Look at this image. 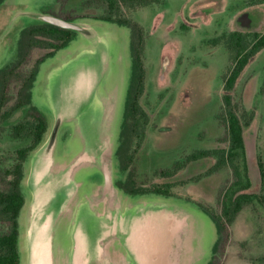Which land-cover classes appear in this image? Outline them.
Returning a JSON list of instances; mask_svg holds the SVG:
<instances>
[{"label":"rangeland","instance_id":"rangeland-1","mask_svg":"<svg viewBox=\"0 0 264 264\" xmlns=\"http://www.w3.org/2000/svg\"><path fill=\"white\" fill-rule=\"evenodd\" d=\"M143 1L147 3L4 0L0 4V69H10L17 61L21 62L8 81L6 102L0 111L10 112L8 118H0V191L7 188L10 180L7 172L17 163L18 150L32 143L26 132L21 131L16 138L13 128L23 123L34 124L36 114L32 108H35L44 115L49 127L47 134L50 133L52 111L38 85L44 83L45 73L63 62L55 63L48 57L61 45L58 35H36L30 42L35 46L27 49L22 32L41 27L45 22L42 17L84 25L105 36L109 46L106 73L98 94L107 116L103 119L101 138L111 148L108 160L112 181L138 192L127 195L115 187L114 199H109L111 209L163 203L177 212L181 210L180 215L189 223V232L176 245L179 249L174 264H264V211L246 205L232 222H226L220 197L233 181L231 169H215L216 156L199 161L188 159L199 151L228 149L222 102L223 78L230 67L226 45L234 32L241 33L249 45L255 42L253 34H264V0ZM106 18L111 20H102ZM125 20L138 24L143 31L145 69L144 91L139 98L144 116L138 118L135 128L128 130L129 161L116 156L132 69V31L118 23ZM76 33H71L72 39L77 38ZM31 75L35 76V82H31L28 92L20 93L22 82ZM26 94L30 96L29 104L13 109L18 98L25 101ZM229 94L245 119H249L243 130L251 183L248 193L260 194L258 163L264 166V48L249 60ZM83 149L71 125L61 128L55 151L60 165L51 171L65 169ZM34 151L28 152L23 162L24 205L17 220L20 264L27 263L25 234L31 197L26 180ZM123 165L126 170L121 169ZM101 174L99 166H79L71 182L73 191L78 182L79 192L98 195ZM164 185L168 186V193H154V188ZM104 198L103 203H107V194ZM75 203L73 200L60 212L68 213V222H62L58 228L57 223L53 226L50 264H69L66 251ZM96 205L93 203L94 212L101 215L104 211ZM213 215L222 221L221 227L216 226ZM7 231V223L0 221V235Z\"/></svg>","mask_w":264,"mask_h":264},{"label":"water","instance_id":"water-1","mask_svg":"<svg viewBox=\"0 0 264 264\" xmlns=\"http://www.w3.org/2000/svg\"><path fill=\"white\" fill-rule=\"evenodd\" d=\"M50 24L74 30L88 37L95 45L93 53H82L53 74L49 83L48 103L54 115V124L46 139L30 157L27 188L30 193V219L25 234L26 264H50L52 232L57 216L73 193L70 174L83 162L101 161L105 149L99 140L101 108L95 99V88L106 52L93 33L51 17H42ZM75 118L85 141L83 153L65 169L56 174L49 171L51 152L60 122ZM176 213L164 205H135L123 211L94 216L85 204L79 207L71 228L67 258L69 264H89L99 253L98 242L116 235L128 257L127 264H171L168 254L179 242L180 221Z\"/></svg>","mask_w":264,"mask_h":264},{"label":"trees","instance_id":"trees-1","mask_svg":"<svg viewBox=\"0 0 264 264\" xmlns=\"http://www.w3.org/2000/svg\"><path fill=\"white\" fill-rule=\"evenodd\" d=\"M4 0H0V4ZM115 2V0H108ZM122 3L140 4L147 2L143 0H120ZM157 1V0H156ZM110 21L111 19H102ZM119 24H124L130 27L132 31L130 53H131V77L129 86L126 92V100L124 105V123L121 130V143L116 150V156L121 157L129 161L127 156L128 152V130L130 127L135 128V123L138 118L144 116L143 111L139 106V98L144 91V78L145 69L143 63V31L141 27L134 23L125 21H119ZM51 34L58 35L61 40V45L57 48H62L71 38V33H75L72 30L64 29L59 26L44 22L39 28H28L22 32L24 44L27 49H31L35 44H30L32 39L39 34ZM252 38L255 40L253 45H249L248 41L239 32L230 34L227 43V51L230 56V67L224 76L223 91L225 92L223 102L224 122L226 125V135L228 141L227 150H213V151H199L189 156V160L199 161L206 157L216 156L215 169L229 167L232 171L233 181L222 192L220 197V203L222 208V216L225 221L230 223L236 216V214L246 205H251L257 210L264 211V166L258 163V172L260 177V194L248 193V189L251 186L245 144L243 139V130L249 124V119H245L244 114L240 111L237 104L232 101V97L229 94L236 83L240 73L243 71L249 60L256 55L261 49L264 48V34H253ZM26 41V42H25ZM23 43V42H22ZM26 51V50H25ZM29 51V50H27ZM21 64L17 61L10 69H0V111L6 102V88L8 81ZM34 75H31L27 80L22 82L20 93L28 92L31 84L34 81ZM32 82V83H31ZM25 101H21L19 98L16 100L13 109L20 108L25 104H29L30 96L26 94L24 96ZM34 109L36 116L34 117V124H18L14 130V136L19 138L22 132H26V135L31 137L32 143L29 147L18 150L17 163L14 168L7 172L10 175V180L7 183V188L0 191V221L6 222L8 225V231L5 234L0 235V264H20V256L18 253L17 245L19 239L18 231V216L21 208L24 205V196L21 191V184L23 180V162L25 161L28 152L35 150L45 139L48 133V123L44 115L37 109ZM10 115V112L1 114L0 118L6 119ZM245 119V120H244ZM131 121V125L129 123ZM135 133V130H134ZM128 159H127V158ZM121 169L126 170L127 166L123 165ZM118 189H122L127 194H137L135 188L129 189L121 188L120 184H116ZM164 188V190L160 188ZM154 193L166 194L168 193V186H159L154 188ZM216 226L219 227L222 224L219 217L212 216ZM221 227V226H220Z\"/></svg>","mask_w":264,"mask_h":264},{"label":"crops","instance_id":"crops-1","mask_svg":"<svg viewBox=\"0 0 264 264\" xmlns=\"http://www.w3.org/2000/svg\"><path fill=\"white\" fill-rule=\"evenodd\" d=\"M83 27L86 28V29H89V30L93 33V35L95 36L96 41L102 45V47L104 48V50H105V52H106V60H105V63H104V65H103L102 69H101V72H100V75H99V79H98V82H97V85H96V88H95V99H96V101L98 102V104L100 105V108H101V121H100V125H99V140H100L102 143H104V145H105V149L103 150V152H102V154H101V161H100V162H102V160H103V155H104L105 151L108 149V145L106 144L105 140H102V138H101V137H102V132H103V119H104V116H105V110H104V108H103V104H102V102H101V98H100V96H99V94H98V90H99V87H100V82H101V80L103 79V77L105 76V73H106V68H107L106 64H107V59H108V57H109V46H108V42H107V39H106L105 36H103V35H101V34H97V33H96L92 28H90V27H87V26H84V25H83ZM81 35H82V34H81ZM82 37H83L84 39H86V40H82L81 42H85L84 44H86V45L84 46L83 43H82L81 47H80V48H79V49H78L73 55H71L70 57H68L67 59H65L62 63H60L58 66H56V67L50 69V70L47 72V74H46V76H45L44 83H43V88H42L43 96H44V100L46 101V103L49 102V101H48V99H49V83H50V81H51L52 78H53V74L56 73L58 70H61L62 68H64L67 64H69L72 60H74L75 58H77V57H78L79 55H81L82 53H85V52L93 53V52L95 51V45H94V43H93L88 37H86V36H84V35H82ZM48 105H49V103H48ZM50 109H51V108H50ZM51 111H52V110H51ZM51 119H52V122L50 123V126L52 127L53 124H54V120H55L54 115H53V112H52V118H51ZM68 124L71 125V126H73L75 137H77V138L81 141V144L84 146V149H85V141H84V138H83V136H82V134H81V131H80V128H79V126H78V122H77V120H76L75 118H72V117H71V118H67V119L62 120V121L60 122L59 126H58L57 134H56V138H55V142H54V146H53V148H52V152H51V165H50L49 171H50V173H52V174H56V173H58V172L61 171V170H59V171H56V172H52L51 169L54 168V167H58V166L60 165L59 163H57V161H56V157H55V151H56V146H57V141H58L57 138H58V134H59V132H60V129H61L62 127H64V126L68 125ZM47 136H48V134L46 135V137H47ZM44 140H45V139H44ZM84 149L82 150V153H83ZM82 153H81V154H82ZM81 154H78V156L76 157V159H77ZM76 159H75V160H76ZM94 162H96V163H100V162L96 159L95 161H92V162H83V163H81L80 165H78L77 167H75V168L73 169V171L71 172L70 176H69L70 181L73 182L74 175H75V174H74V173H75V170H76L79 166H81V165H83V164H87V165H89V163H94ZM69 165H70V164H69ZM67 166H68V165H67ZM73 192H74V191H73ZM103 202H105V200H103ZM83 204H85V205L87 206L88 210H89L94 216H96V217H98V218L103 217V216L105 215V213H107V212H109V211H115V210L123 211V210H125V209H122V208H120V207H116V208H113V209L109 208V209L104 210V212H102L101 215H98V214H96V213L94 212L93 203L89 202V204H88V203L85 202V201H79V202L77 203V205L75 206L73 212H72V217H71V221H70V224H69V225H70V226H69V232H70V228H71V225H72L73 219H74V217H75V214H76L77 211L79 210V207H80L81 205H83ZM97 205H98V204H97ZM134 205H135V204H134ZM134 205H133V206H134ZM152 205H164V206H166L167 209H170L173 213H176V216H173V215H172V217H173L174 220L176 219L177 221H180V223H181L180 226H179V230H178V232H177L178 237H180V238H179V241H180V240H181V232H182V230L184 229L183 226L186 224L184 217L180 215L181 210H180L179 212H177L176 209H174V207H172V206L170 207V205H168V204L165 205V204H163V203H161V204H152ZM133 206H132V207H133ZM130 208H131V207H130ZM110 238H114V239L117 241L118 245H119V246L122 248V250L124 251L125 264H127V257H128V254H127V252H126V250H125L123 244L121 243V241H120V240L117 238V236L114 235V234L109 235L108 237H106V238H104V239H102V240H100V241L98 242L97 247H98V249H99V253L97 254V256H96L94 259L90 260L91 263L97 261V262H99L100 264H108V260L104 257V254H103V253H104V252H103V245H104V241L107 240V239H110ZM70 246H71V239H70V245H69V248H70ZM69 248H67V251H66L67 254H68ZM176 252H177V248H176V245H175L174 248H173V250H172L171 252H169V254H168V259H169V261H170L172 264H174V261H175L174 255L176 254ZM90 262H89V263H90Z\"/></svg>","mask_w":264,"mask_h":264},{"label":"flooded vegetation","instance_id":"flooded-vegetation-1","mask_svg":"<svg viewBox=\"0 0 264 264\" xmlns=\"http://www.w3.org/2000/svg\"><path fill=\"white\" fill-rule=\"evenodd\" d=\"M29 17H31V14L29 15ZM74 32H77V31H74ZM76 37L77 38H73V39L70 38V40L66 43V45L64 47L59 48L58 51L54 52V54H51L50 56H48L49 59L50 60H54L55 63H59L61 61H64L65 59H67L71 55H73L81 47L82 43H83L84 46L86 45V44H84L85 42H81L82 40H86V39H84L82 37L81 33L77 32L76 33ZM73 46H75V47L72 48ZM45 74H47V73H45ZM38 86H39L40 91H42L43 83L42 84H39ZM104 118L107 119V116L105 115ZM72 129H74L73 126H72ZM59 135H60V132L58 134V138L57 139H59ZM108 150H111V148L108 147V149L105 151V153L103 155V160H102V162L100 164H98L96 162L89 163V165H95V166H99L100 167V170H101V173H102L101 174L102 175V182H101L102 183V186L98 189V191L100 193L98 192V195H95V196H89V195L84 194L85 191L79 192L78 191L79 184H78V182H76V190L72 193V195L68 199L66 205L68 203L69 204L72 203V201L74 200L77 203L79 201H85L88 204H89V202H91V203L93 202L95 204H98V205H96V207L98 209H102L103 211L106 210V209L111 208L112 204L110 203L111 202L110 200L111 199H114L112 192H113V189H116L117 188V186H116L115 183L113 184V181H112V170H111V166H110L109 160H108V157H110L111 152L108 153ZM75 177H76V175H74V178ZM108 189H110V191H106ZM75 194H77V195H75ZM105 194H107V199H108V202L107 203H103V201H102V200L105 199L104 198V195ZM125 200L126 201H124V202L126 203L127 202V199H125ZM77 203H75L74 206H76ZM116 207H120V206H115V208ZM68 216H69L68 213L64 214L63 212L59 216H57V218L55 220V223H57V227L56 228H58V226L60 224H62V222H64V221H67L68 222ZM183 228L184 229L181 232V237L184 234H187L189 232V223H186L183 226ZM103 252H104L103 253L104 254V257L108 260V264H125L124 251L118 245L117 241L114 238H110V239H107V240L104 241ZM92 264H100V263L97 262V261H95V262H92Z\"/></svg>","mask_w":264,"mask_h":264}]
</instances>
